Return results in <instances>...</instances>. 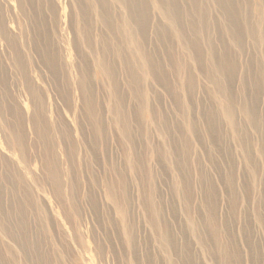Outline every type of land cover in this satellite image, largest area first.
Segmentation results:
<instances>
[{"label": "rangeland", "instance_id": "rangeland-1", "mask_svg": "<svg viewBox=\"0 0 264 264\" xmlns=\"http://www.w3.org/2000/svg\"><path fill=\"white\" fill-rule=\"evenodd\" d=\"M2 2L7 5L5 6L6 8L8 6L11 7L10 13H12V16L6 17V21L10 35L17 40L18 51L20 50L22 55L25 53L26 56H30L29 59L25 58L28 66L27 68L23 67L24 72L14 67L13 62L8 59L9 51L6 47V40L1 38L2 34H0V68L2 69H0V97L2 101H7L5 98H9L8 94L11 91L12 94L20 95L25 99L23 96L27 92L22 81H20L21 77H25V75L33 77L35 79L34 84L42 92L46 91L44 93L47 95V113L52 120L55 119L56 121V111H60L61 115L64 116H62V119L68 117L66 122L69 123L71 121L74 137L78 143V157L87 155V161L83 162V165L93 166L95 173L91 175L92 177L84 175L82 179L84 184L79 180L71 182L70 177L65 176V173L68 172L69 174L68 164H60L59 161L61 160L57 161L63 170L61 171L63 182L70 181L73 185L75 182L81 183L76 185L74 190L77 211H70L68 208L63 209L51 193L52 187L48 184L49 181L42 168L41 162L45 159L43 142L37 141L35 133L26 122L20 123L15 114L2 111L4 114L3 123L6 128L12 127L15 130V127H17L15 131L25 136L26 144L24 148L25 162L20 161L18 157L10 158V152L4 140V136L9 137L8 130L2 131L0 124V220L5 224L4 229L0 224V263L38 264L37 258L39 255H47L49 264H224L217 248L220 244H227L232 256H230L231 264H264V122L262 121L253 126L248 124L241 112H239V114L236 113L235 115L236 127L229 125L221 115H218L219 111L212 109H218L216 105L217 92L212 88L211 82L200 74V77H196L198 80L196 89L194 88V91L190 92L191 94L188 96L189 103H191L189 116L194 122V133L185 132L182 127L177 129L162 127L159 129L158 126L154 125L151 132L153 134V142L151 144L155 148L170 144V149L167 151L168 158L160 156L159 159L154 158L152 161L153 185L151 187L141 186L134 172L128 167V159L131 158V152L134 149L137 151L136 154L143 155V158L148 155L146 153V142L141 140L140 143H135V147L127 142H124V146L122 144L119 145L114 140V135L111 136L108 132L106 142L108 159L105 163L103 161L104 156L100 153V150L98 152L94 147L91 129L83 119L78 124L76 115H72L65 103L66 98L60 94L63 89L67 90V88L63 87L64 80L61 81L62 77H53L57 73L53 74L50 66L42 58L43 45L46 42L55 44L62 54L69 49L68 58L72 57V55H75L72 41L70 40L71 46H69L61 44L58 37L55 39L54 27L57 26V23L53 16H50L47 9L38 10L34 8L36 5L32 4L31 7L30 5L28 6V12L23 14V16L17 14L19 12V2L16 0H2ZM60 3L66 13L62 17V25L69 26L70 31L68 34L72 38L75 36L73 31L75 24L73 22L74 18L70 14L72 10L70 7L71 1L61 0ZM248 8V14L254 18L253 2H250ZM27 17L30 21L27 20L24 25ZM156 19L157 17H153V24L149 31L150 40L148 44L152 47L155 44L156 34L155 30L152 29L154 22L158 20ZM158 21L160 22V20ZM23 27L25 29L29 28L28 30L31 32L28 34L33 37V44L27 47L23 44L26 41L21 38L24 35V32H22L24 30ZM151 31L152 33H150ZM218 33L219 38L224 36L223 30L219 29ZM46 38L48 39L46 40ZM126 42L128 43L127 47H133L131 42L127 40ZM249 42L246 41L244 43L243 59L238 54L233 57L234 62H236L233 65L232 74L234 76L231 75V77L236 79L233 80L234 82L232 81L230 94L233 92L232 95L238 101L243 100L240 97L243 98L244 95L247 97L249 105L255 111L256 109L260 110V115H264V83L261 86L258 85L259 83H250L243 94L240 90L241 86H239L240 78L237 79V77H243L245 69L243 70L239 66L240 62L247 58L246 56H248V61L251 59L249 61L251 74L259 71L258 75L264 77V64L256 59L260 49L259 44L256 39ZM34 46L37 48L35 49ZM261 53L262 50L260 55ZM31 57L33 58L31 59ZM194 66L196 68V65ZM195 68L193 72L196 71ZM64 69L65 67L59 64L57 72L64 74ZM73 73L74 70L72 71V77ZM89 73L92 76L93 72L91 73L90 71ZM235 73L238 74L236 75ZM194 74L197 75L196 72ZM258 75L246 76L259 77ZM97 77L98 75L94 70L92 80L98 85ZM121 77L120 81L123 85V78ZM148 79L150 80V77ZM122 90H124V86H122ZM96 91L100 92L98 96H100L101 107L104 110L102 111V116L107 119L109 116L105 103L106 92H102L100 88L96 89ZM5 93H7V96H4ZM166 93L172 94L168 93V91L166 92L163 87L157 86L155 97L163 99L160 106L167 110H165V115L171 121L172 119L177 120L181 107L178 106L179 104L174 96ZM76 96L75 102L79 108L81 107V96L77 90ZM10 107L11 105L8 106V108ZM239 107V103L235 101L236 110ZM210 111L215 112V115L219 117L217 121L214 120V123L210 121L212 117L209 114ZM256 115L259 116L257 111ZM210 123L211 126L209 125ZM12 128L11 130H13ZM162 129L168 132L167 135H164ZM136 131L141 133L138 129ZM145 134L144 136L147 138ZM178 135L187 139L190 143L189 145L192 146L190 158L182 154V147L177 144ZM218 141L219 143H217ZM61 146L62 143H60ZM165 146L162 147L164 148ZM242 147H245V149ZM51 149V152L57 150L56 154L60 157L58 154V149L60 148L58 146ZM81 159L84 160V158ZM111 165H116L123 173L126 172L124 173L126 176L123 174L127 180L125 182L126 193H124L122 186V192L123 195H126V198H122V193L118 190L119 187H117V196L118 199L126 201L128 221L126 219L122 220L120 211L111 202L106 187L103 185L102 177L105 175L109 179L113 177V172L110 171ZM231 173L234 178L229 177ZM253 173L256 174L255 177L251 176ZM18 177L23 182H20L17 179ZM159 177L161 178L159 179ZM36 182H39L44 191L36 189ZM232 186L233 188H231ZM142 188L144 191L148 189L149 191L143 195ZM19 189L21 193L17 191ZM64 189H68V186H64ZM28 190L33 192L32 197L38 204L37 209L29 206V213L22 208L25 203H21L23 192ZM29 197H31V194ZM143 201L154 202L158 211L162 212L161 220L163 218L164 223L166 222L168 231L175 241L173 249H171L172 253H169V249L164 252L161 248L159 238L148 220L147 215L149 212ZM20 210H23L21 214H19ZM64 211L69 212L67 221L63 219L62 214ZM21 219L27 221L28 225L23 228H17L16 226ZM30 219L32 220L30 221ZM211 220L215 222V226L211 224ZM125 225H128L127 229L131 228V236H135V239L130 237L132 240L130 245L128 244L129 237L126 236L124 231ZM214 229H218V237L210 234L211 232L213 233ZM195 232L201 236L197 238ZM21 235L28 237V241H21L22 238H18ZM14 236L17 237L14 238ZM16 241L20 242V248ZM28 245L32 251L29 250ZM41 249H44L45 252ZM178 257L180 258L178 259ZM45 263L46 260L43 264Z\"/></svg>", "mask_w": 264, "mask_h": 264}, {"label": "bare ground", "instance_id": "bare-ground-1", "mask_svg": "<svg viewBox=\"0 0 264 264\" xmlns=\"http://www.w3.org/2000/svg\"><path fill=\"white\" fill-rule=\"evenodd\" d=\"M16 1L19 2V12L17 14L20 15L27 13L28 6L30 5L31 7L32 4L36 5L34 7L35 9H47L50 16H53L57 23V26L54 27L55 39L58 37L61 44H67L69 46H71L70 40L72 41L75 51V55H72V57L68 58L69 49L62 54L55 44L46 42V44L43 45L42 58L45 63L50 66L53 74L57 73L56 75H53V77H62L61 81L64 80L63 87L67 88V90L63 89L60 94L66 98V100L64 99L65 103L72 112V115H76L78 124L83 119L86 125L91 129L94 147L98 152L100 150V153L104 156L103 161L106 163L108 159L106 145L108 132L111 136L114 135V140H116L119 145L122 144L124 146V142H127L135 147V143L138 144L141 140L146 142V153H148V155H145L144 158L143 155H137V151L133 147L134 150L131 152L132 156L128 159V167L134 172L136 179L139 180L138 183L141 186L151 187V185H153L152 178L154 174L152 173V161L154 158L159 159L160 156H162V158H168L167 151L170 149V144L166 146L161 145V147L156 148L151 144V142H153V134H151L153 126L156 125L159 129L162 127H165L166 129H177L182 127L185 132L188 131L191 134L194 133V122L189 116L191 103H189L190 100L188 99V96H190V92L194 91V88L196 89L198 83L196 77H200V74L203 78L211 82L212 88L217 92L216 105L219 110L212 109L219 111L218 115H221L229 125H232L234 128L236 127V122L234 120L236 113L239 114V112H241L248 124L254 126L262 121L264 122V115H260V110L258 111V109H256V111L259 113L260 117L256 115V111L249 105L247 97L243 95V98L240 97V99L243 100L238 101L235 100L232 95L233 92L230 94L232 91V81L236 79L235 77H231V75H233V65L236 62H234L233 57L238 54L239 57L243 59L245 50L244 43L246 41L251 42L256 39L260 47L256 59L264 64V0H70V7L72 9L70 14L71 17L74 18L73 22L75 24L73 27L75 33L73 34L75 36L72 38L68 34L70 31L68 28L69 26L66 27V25H62V17L66 13L61 6V0ZM250 2H253L255 11L254 18H252L247 12ZM5 6L7 5L0 0L1 38L6 40V47L9 51L8 59L13 62L14 67L19 68L24 72L23 67L27 68L28 66L25 58L29 59L30 56H26L25 53L22 55L20 50L18 51L19 47L17 46V40L10 35L6 17L12 16V13H10L11 7L8 6V8H6ZM153 17H157L160 22L157 19V22H154L152 30H155L156 37L155 44L152 47L148 43L150 40L149 31L153 24ZM27 20L30 21L27 17L24 25ZM23 28L24 30L22 32H24V35L21 36V38L26 41L23 44L27 47L33 44V37H30L28 34L31 32L28 30L29 28ZM219 29L224 32V36H220V38L218 33ZM150 33H152V31ZM47 39L48 38H46V40ZM126 40L133 44L132 48L130 46L127 47L128 43ZM41 46L39 47V50ZM36 48L37 47H35V49ZM261 50L262 53L260 55ZM246 57L248 58V56ZM32 58L33 57H31V59ZM247 58L243 62H240L239 66L242 67L243 70L245 69L243 77H237V79L240 78L239 86H241L242 89L240 88V90L243 94L250 83H259V86L264 83V77L258 75L259 71L251 74L249 64L251 59L248 61ZM59 64L65 67L64 74L57 72ZM194 65H196V68ZM194 68L196 69L194 72H196L197 75L193 72ZM73 70L74 73L72 77ZM94 70L98 75V85L92 80ZM90 71L91 73L93 72L92 76H90ZM246 75H258L259 77H248ZM120 77L123 78V85L120 81ZM148 77H150V80ZM34 80L35 79L29 75L21 77L20 81H22L27 92V94L23 96L25 99L20 95L12 94V91L10 93L8 92L9 98H5L7 100L6 102L2 101L0 97L1 130H8L9 134V137L4 136V140L10 152V158L18 157L20 161L25 162V136L20 132L15 131L17 127H15V130L12 127L7 129L3 123L4 114L2 111L5 113L8 111L15 114L20 123L26 122L29 128L35 133L37 141L43 142L45 147V159L41 162L42 168L49 181L48 184L52 187L51 193L57 199L59 206H62L63 209L68 208L70 211H77L74 190L76 185L81 183L75 182L73 185L70 181L63 182L61 177V171L63 170L60 168L59 163L68 164L69 174L68 172L65 173L66 175L63 174L69 176L71 182L76 180L82 182L84 175L92 177L91 175L95 173V171L93 166L90 167L86 164L83 165V162L87 161V155H81L78 157V143L74 137V129L71 121L69 123L66 122L68 117L62 119L63 115H61L60 111H56V121L55 119L52 120L51 116L47 113V95L44 93L46 91L42 92V90L34 84ZM68 86L70 87V90ZM122 86H124V90H122ZM157 86L163 87L168 93H172L166 94L174 96L179 104L178 106L182 108V110L180 108L181 112L179 113L177 120L172 119L171 121L165 115L166 109L160 106L162 105L161 101L163 102V99L161 100L155 97ZM98 88L102 89V92H106L107 95V97L104 95L106 97L105 103L107 105L109 116L107 119L102 116V111L104 110L101 107L102 101L99 99L100 96H98L100 90L96 91ZM76 90L81 96V107L79 108L76 106L75 102L77 97ZM6 94L7 93H5L4 96H7ZM153 98L155 100L154 102ZM235 101L240 105L238 110L235 108ZM10 105L11 107L8 108ZM209 114L212 116L210 120L211 123L218 120L219 117L218 115H215V112L210 111ZM211 123L209 124L210 126ZM241 124H243V122H241ZM11 128L13 130H11ZM136 129L140 130L141 133H137ZM162 131L164 135H167L168 132L165 129H162ZM143 133H146L145 135L147 138H145ZM178 136L179 140H177V144L182 147V154L185 157L187 156L190 158L192 146L189 145L190 143L187 139L184 137L182 138L181 135ZM241 140L243 141V139ZM60 143H62L61 147ZM217 143H219V141ZM56 146L60 148L58 149L60 157L56 154L57 150L51 152V148H55ZM162 146L165 147L163 148ZM242 148L245 149V147ZM141 151L143 150L141 149ZM155 154L157 155L154 157ZM81 158H84V160ZM58 160L61 161L57 163ZM91 160L90 157V161ZM110 171L113 172V177L112 179H109L106 175L102 177L103 185L106 187L111 202L116 209L120 211L122 220H127L126 201L124 202L123 200L118 199L117 196V187H119L118 190L121 191L122 198H126V195H123L122 192L123 186L124 193H126L125 182H127V180L126 177H124V173L126 172L123 173L116 165H111ZM251 176L255 177L256 174L253 173ZM229 177L234 178V175L231 173ZM160 178L161 177H159V179ZM17 179L20 182H23L19 177ZM22 185L24 184L22 183ZM64 186H68V189L65 190ZM35 187L37 190L42 189V191H44V188L41 187L39 182H36ZM231 188H233V186ZM17 191L20 192L21 190L19 189ZM147 191H149V189ZM147 191H144L142 188L143 195ZM213 192L215 191L213 190ZM30 194L31 197H29ZM32 196L33 192L30 190L23 192L21 203L25 204L24 206L22 205V208L28 213L29 206L36 209L38 207V204ZM65 203L69 205H60ZM144 203L149 212L147 215L148 220L159 238L161 248L164 252L169 249V253H172L171 249H173L172 247L175 241L168 231L166 222L164 223L163 218L161 220L162 212L158 211L154 202L145 201ZM22 212L23 210H20L19 214ZM62 215L64 220L67 221L69 219V212L64 211ZM31 220L32 219H30V221ZM213 220L210 222L215 226V220ZM0 224L4 229L5 224L2 223L1 220ZM27 225V221L21 219L16 227L23 228ZM125 226L126 228H124V231L126 236L129 237L128 244L130 245L132 243L130 237H133L130 233L131 228L127 229L128 225ZM210 234L214 237H218L219 231L218 229H214L213 233L211 232ZM196 236L199 238L201 235L199 236V234L196 233ZM16 237L17 236H14V238ZM23 237V235L18 236V238H22L21 241L27 242L28 237ZM16 242L20 248V242ZM27 247L32 251L29 245ZM61 249L63 250V248ZM217 250L221 256V261L224 264H231L232 256L227 244H220ZM42 251H44V249ZM174 252L176 251L174 250ZM179 258L180 257H178V259ZM26 259L28 260V258ZM45 260V264H49V257L47 255H39L37 258L38 264H43Z\"/></svg>", "mask_w": 264, "mask_h": 264}]
</instances>
